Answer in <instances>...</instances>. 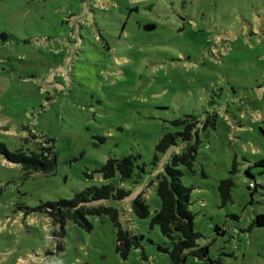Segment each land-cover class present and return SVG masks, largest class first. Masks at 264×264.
Returning <instances> with one entry per match:
<instances>
[{"label":"rangeland","instance_id":"1","mask_svg":"<svg viewBox=\"0 0 264 264\" xmlns=\"http://www.w3.org/2000/svg\"><path fill=\"white\" fill-rule=\"evenodd\" d=\"M187 115L200 141L182 181L212 261L189 254L185 264H264V227L252 225L264 213V0H0V141L28 151L51 138L57 159L51 172L28 173L0 155V264H171L150 223L154 181L176 147L153 157ZM129 155L141 179L98 171ZM230 176L224 203L219 183ZM104 183L130 191L101 203L145 236L127 259L109 215L89 216L91 231L68 220L54 238L59 225L37 210ZM140 193L148 218L132 211Z\"/></svg>","mask_w":264,"mask_h":264},{"label":"trees","instance_id":"2","mask_svg":"<svg viewBox=\"0 0 264 264\" xmlns=\"http://www.w3.org/2000/svg\"><path fill=\"white\" fill-rule=\"evenodd\" d=\"M187 116L192 117V119H187V123L179 131L166 133L160 139L153 157L154 162L159 161L169 149L176 147L175 153L170 155L163 171L154 181L159 205L154 211L150 223L151 227L155 225L160 227L166 241L159 244L158 248L169 255L171 264H185L189 254L212 261L209 247L199 244L202 233L195 229V213L190 209L193 188L182 181L184 171L180 166L184 165L189 171L194 170L197 144L200 141L198 135L199 120L192 115ZM177 122L178 120L175 123ZM181 123L184 122L179 121L176 125ZM28 131L30 137H37L36 127L30 128ZM51 141V138L44 137L43 142H36V148L28 151L22 148L11 150L5 142L0 141V155H3L9 162L20 165L28 173H32V171L51 172L57 165L56 154L50 145ZM180 149L181 151H179ZM135 160V155L125 156L121 159L111 157L98 171L102 173L105 179H112L116 175H119L121 180L141 179L145 169L136 165ZM256 165L264 166V158L257 160ZM236 169V161H234L232 173ZM246 172L248 176L255 179L250 168ZM234 185L232 176L220 181L219 191L224 203L232 198L231 191ZM258 186L259 183L256 181L249 183V187L254 190ZM129 194L130 191L113 183L92 185L76 192L74 197L70 199L62 198L58 201L43 203L37 210L48 214L55 226L59 225L53 234L54 238L64 237L65 223L68 220L91 231L93 224L89 216L109 215L117 231V251L124 259H127L133 248L140 249L142 247L141 241L145 236L125 229L119 219V210L113 206H105L101 202L112 198L121 200ZM132 211L135 216L142 219L152 215V209L144 194L140 193L134 198ZM252 225L264 227V213H258L252 220ZM57 247L63 248V240L57 239ZM144 256L146 257V255Z\"/></svg>","mask_w":264,"mask_h":264},{"label":"water","instance_id":"3","mask_svg":"<svg viewBox=\"0 0 264 264\" xmlns=\"http://www.w3.org/2000/svg\"><path fill=\"white\" fill-rule=\"evenodd\" d=\"M154 28V25H146L145 26V29L146 30H151V29H153Z\"/></svg>","mask_w":264,"mask_h":264}]
</instances>
